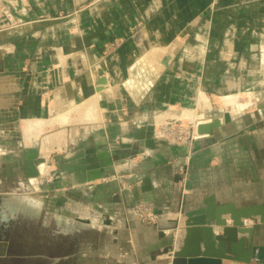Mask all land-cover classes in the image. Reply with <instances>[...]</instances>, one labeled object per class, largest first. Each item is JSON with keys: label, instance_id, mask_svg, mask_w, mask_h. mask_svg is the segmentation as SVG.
<instances>
[{"label": "crops", "instance_id": "0c3cea01", "mask_svg": "<svg viewBox=\"0 0 264 264\" xmlns=\"http://www.w3.org/2000/svg\"><path fill=\"white\" fill-rule=\"evenodd\" d=\"M0 6L14 21L0 26V182L18 167L20 204L0 189V263L170 264L160 256L177 231L161 229L176 219L180 233L183 199L188 208L210 195L238 207L264 200V0ZM200 103L198 119L229 112L231 122L178 145L155 136L154 121ZM139 204L155 223L139 221ZM21 215L29 223L11 225ZM246 226L264 247V224ZM18 240L33 250L10 253Z\"/></svg>", "mask_w": 264, "mask_h": 264}, {"label": "water", "instance_id": "95a60500", "mask_svg": "<svg viewBox=\"0 0 264 264\" xmlns=\"http://www.w3.org/2000/svg\"><path fill=\"white\" fill-rule=\"evenodd\" d=\"M230 122L231 115L225 112L222 120L211 118L209 123L198 125L196 133L207 135ZM180 214L184 216L185 234L178 249L170 246L164 250L172 252L170 264H257L264 257V247L253 243L254 228L245 224H264V200L238 207L232 202L217 204L215 196L210 195L200 206L188 208L183 199ZM173 224L176 229L178 220H173ZM239 234L246 237H238Z\"/></svg>", "mask_w": 264, "mask_h": 264}, {"label": "rangeland", "instance_id": "374dc122", "mask_svg": "<svg viewBox=\"0 0 264 264\" xmlns=\"http://www.w3.org/2000/svg\"><path fill=\"white\" fill-rule=\"evenodd\" d=\"M63 17H65V15H63ZM0 18H1V20H0V23L2 24V27H10V26H12L13 24H14V21H13V17H12V15L9 13V11L6 9V7H3V6H0ZM202 99H204V98H202ZM202 101V100H201ZM204 101H205V99H204ZM206 102H203V104H205ZM210 104H211V106H212V109H211V112L210 113H218L219 112V109L221 110V105L218 103V102H214V101H211L210 102ZM202 106V104L200 103V105L196 108V110L195 111H192V112H196L195 114L196 115H198L199 113V110H197V109H199L200 107ZM181 111L180 110H178V109H176V110H172L171 112L169 111V115L171 116L170 118H168L169 120H167L166 122L167 123H171V125H170V127H171V129L170 130H168V132L167 133H165V134H163V136H165L167 139H169V140H172V138H173V136L175 135V133H178V132H182L183 134H184V132L185 131H187L189 128H190V124L189 123H191L192 124V126L194 125V121L192 120L191 121V119L189 118H187V117H177V116H175V115H179V113H180ZM191 112V113H192ZM198 113V114H197ZM174 114V115H173ZM164 118V117H163ZM172 118L173 119H176V120H179V121H176V120H172ZM205 118H203V119H201V122L204 120ZM206 120V119H205ZM204 120V121H205ZM209 121V120H208ZM159 122H160V120H159ZM155 123V124H154ZM165 124V123H164ZM152 126H153V128H154V134H155V136L157 137V135L158 134H156V133H158L159 131H162L161 130V128L160 127H162L161 125H159V124H157V121H154L153 122V124H152ZM195 127V126H194ZM159 135H161V134H159ZM162 136V135H161ZM176 140V139H175ZM166 142H167V140H166ZM167 143H169V142H167ZM12 158V157H11ZM17 170L18 169V167H10V168H7L6 170H5V176H7V178H10V179H8L7 181H2V182H0V189L1 190H7V189H10V191H7L9 194L10 193H12L11 195H10V197H12V196H14L13 198H14V204L15 205H20L19 204V201H18V199L15 197V188H16V186H14L15 185V183L13 182V178H14V172H15V170ZM77 192H73L72 194H71V197L70 198H73L74 200H76V198H77ZM63 201H64V198L62 197V196H60V195H58L57 196V198L56 199H54L53 200V204H54V207H56L57 208V210L59 211L60 209H61V206H62V204H63ZM23 204L24 205H28L29 203L28 202H26V200L23 202ZM72 208V207H71ZM17 221L16 222H12L11 221V225L13 224V225H16V224H18V223H21V222H27L26 221V219H24V216H17ZM72 221V220H71ZM27 223H29V222H27ZM29 224H27V226H28ZM19 232V231H18ZM27 232V234L29 233V230H27L26 231ZM16 233V231L12 228L11 230H9V235L10 236H14V235H16L15 234ZM77 236V235H76ZM71 237L70 238V240H69V243H70V247L72 248V246H73V244L75 245V243H76V238L77 237ZM20 241H21V243H20ZM75 241V242H74ZM60 243V242H59ZM171 245H172V243H171ZM33 250V247H30V244H29V241H25V240H18V243H16V245L15 244H13L12 245V247H11V250H10V253H13V254H29L31 251ZM0 264H14V263H9V262H1Z\"/></svg>", "mask_w": 264, "mask_h": 264}, {"label": "built area", "instance_id": "2783aa9c", "mask_svg": "<svg viewBox=\"0 0 264 264\" xmlns=\"http://www.w3.org/2000/svg\"><path fill=\"white\" fill-rule=\"evenodd\" d=\"M0 20H1V18H0ZM0 26L2 27L1 23H0ZM210 119H211V117H210ZM167 120H169V119L166 118L164 121H161V122L157 123V124L162 126V127H160L162 131H159L158 133H156V134H158L157 138H159V139H162V140H165V141L167 140V142H169L170 144L178 145V144H182V143H185V142H188V141H192V140H196V139H199V138L203 137V135H197V134L194 135L193 130H192V125L189 123L190 124V128L187 131H185L184 134L182 132L175 133V135L173 136L172 140H169L165 136H163V134L167 133L168 130L171 129V127H170L171 123H167L166 122ZM172 120H176V119L172 118ZM176 121H179V120H176ZM159 134H161L162 136L159 135ZM185 175H186V169H184L183 177L180 180L182 191H185V187H186ZM134 211H135V215L137 216V218L139 219V221L141 223H143V224H153V223H155L156 214L153 211V209H151L149 206L144 205V204H139V205H137L135 207ZM161 232L163 234H168V235L169 234H174L175 233V228H171V227L170 228H163V229H161ZM175 243L176 242L173 241L172 247H174Z\"/></svg>", "mask_w": 264, "mask_h": 264}, {"label": "bare ground", "instance_id": "6f19581e", "mask_svg": "<svg viewBox=\"0 0 264 264\" xmlns=\"http://www.w3.org/2000/svg\"><path fill=\"white\" fill-rule=\"evenodd\" d=\"M196 112H194V113H183V115H182V117L184 118V117H187L188 119L190 118L191 119V121L193 120L194 121V125L192 126V130H193V133H194V135H196L197 133H196V130H197V127H198V125H200V124H205V123H209L211 120H203L202 122H201V119H198L197 117H199L198 115H196L195 114ZM198 114V113H197ZM203 119V118H202ZM162 120V119H161ZM191 124V123H190ZM192 125V124H191ZM195 126V127H194ZM198 135V134H197ZM4 200V199H3ZM10 201H12V200H10ZM2 202V201H1ZM11 203V202H10ZM9 204V203H8ZM12 205V204H11ZM6 206H8V205H6ZM10 207V206H9ZM8 208V207H7ZM13 208V207H12ZM180 217H183L184 218V216L183 215H181L180 214V212H179V216H178V218L180 219ZM245 223L246 224H248V225H250V224H252V222H250V221H245ZM182 224L184 225V220H183V222H182ZM179 225V224H178ZM176 231H177V237H176V241L178 240L177 238H178V236L180 235V238H179V241H178V243L176 242L175 244H174V247H173V250H176V249H178L179 247H180V245H181V243H182V239H183V237H184V234H185V229H184V226L181 228V230H180V233H179V229H175ZM175 231V232H176ZM161 258H167V259H169V261H171V258H172V252H170V253H163L161 256H160ZM170 263V262H169Z\"/></svg>", "mask_w": 264, "mask_h": 264}]
</instances>
